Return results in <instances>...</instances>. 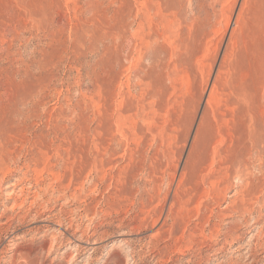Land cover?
Wrapping results in <instances>:
<instances>
[{
    "label": "rangeland",
    "instance_id": "374dc122",
    "mask_svg": "<svg viewBox=\"0 0 264 264\" xmlns=\"http://www.w3.org/2000/svg\"><path fill=\"white\" fill-rule=\"evenodd\" d=\"M246 91L264 116V0H0V216L19 182L29 264H264ZM4 230L0 264H27Z\"/></svg>",
    "mask_w": 264,
    "mask_h": 264
},
{
    "label": "bare ground",
    "instance_id": "6f19581e",
    "mask_svg": "<svg viewBox=\"0 0 264 264\" xmlns=\"http://www.w3.org/2000/svg\"><path fill=\"white\" fill-rule=\"evenodd\" d=\"M248 89V88H247ZM243 101H244V103H246V104H248V105H251V109H246V110H243V109H240V111L238 112V113H236L235 111H233V114H232V116H231V118H232V123H230V125L232 124L233 125V127H239V130H238V134H237V136L239 137V138H237V143H236V145L233 147V148H235V149H233L235 152H234V154H236V152H237V154H239V156H238V158L239 159H237V160H239L238 161V163H237V161L235 162L234 160H233V158L231 157V158H229V159H231L230 160V162H228V163H231V161L233 160L234 161V163H233V161H232V163L233 164H235V163H237V164H241L242 162H244V160H245V158L249 155V153L251 154V151H252V149H256V151H257V149L259 148V146H261L262 145V147H263V145H264V131H263V127H262V116H263V114H258V108H260L259 106L257 107L256 106V102H257V100H256V98L251 94V92L250 91H246L244 94H243ZM263 113V112H262ZM230 118V119H231ZM263 118H264V116H263ZM223 125V124H222ZM223 127V126H222ZM238 129V128H237ZM236 129V130H237ZM232 130V129H231ZM223 131V130H222ZM223 134V133H222ZM226 135V134H225ZM227 135H228V133H227ZM229 136V135H228ZM229 138H231L230 136H229ZM234 138H235V136H234ZM231 140V139H230ZM244 140H248V141H250L251 142V146L249 147V144L247 143V142H245V143H247L248 145H246V144H244L242 141H244ZM231 143H232V141H231ZM243 143V144H242ZM216 146V145H215ZM229 148V147H228ZM231 149V148H230ZM232 150V151H233ZM225 151V150H224ZM232 151H231V153H232ZM226 153H227V151H225ZM219 153V152H218ZM258 153L259 154H264V149H258ZM233 155V154H232ZM255 155V154H254ZM236 156V155H235ZM228 157V156H227ZM107 158V157H106ZM226 158V157H225ZM224 158V159H225ZM236 159V158H235ZM219 160V159H218ZM227 160V159H226ZM229 161V160H228ZM219 162V161H218ZM224 164H227L226 162L224 163ZM2 167H3V164L2 163H0V175L2 176V178H1V180H0V200L2 199L1 197H2V188H3V185H4V183H5V177H6V175H4V171L2 170ZM225 169V168H224ZM246 170V169H245ZM214 173H215V171H214ZM247 175V174H246ZM5 176V177H4ZM227 176V175H226ZM81 177V176H80ZM218 178L220 177V178H222L223 177V174H221V173H218V176H217ZM79 178V177H78ZM199 179V178H198ZM177 180V179H176ZM21 182V181H20ZM217 182V181H216ZM22 183V182H21ZM38 183V182H37ZM179 184V183H178ZM18 185H19V182H16L15 184H12L11 186H9V187H6L5 189H11V188H13V190L12 191H10V192H7L5 195V197L7 198L8 197V199L9 198H11L12 200H14V202H13V205L12 206H8V207H6V211L9 213H11V216H10V218H9V216L8 217H6V215L4 216V215H2V216H0V231H2V230H4V229H6V230H4V231H7V234L8 235H10V239H12L10 242H12V251L13 252H15V253H17V254H20L19 256H20V258H22V260H24L27 264H29V260L31 259V257H32V255H33V252L32 251H29V250H25V249H22V246H21V241H23V240H25V238H24V235H21V234H18V232H16L17 230H15V231H13V232H11L9 229L11 228V223L10 222H12L14 219H15V217L14 216H16V214L14 213L15 212V210L17 209V208H19L20 210H21V208H23L24 206H25V204L27 203V201H28V196H29V192H28V190L27 189H20L19 191H20V194H18L19 196H16L17 194L15 193V191L18 189ZM227 186V185H226ZM23 188V187H22ZM29 189H30V187H29ZM258 188L256 187V186H253L252 188H250V190H247V192H246V194L244 195V197L241 199V203H240V205L239 206H233V205H231V206H229V207H231V208H234V209H240L241 211H243L244 213H248L249 214V211H250V209L252 208V202H253V200H254V198L256 197L255 195H256V192L258 191L257 190ZM27 190V191H26ZM32 190V189H31ZM30 190V191H31ZM46 190V189H45ZM54 190V189H53ZM214 190V189H213ZM55 191V190H54ZM223 191V190H222ZM33 192V191H32ZM47 193H49V192H46L45 194H47ZM181 193V192H180ZM34 194H35V200L33 201V202H31V205H30V207L33 205V206H35L36 205V201L38 202V200L37 199H39V201H40V198H37V194H36V191L34 192ZM55 194V193H54ZM66 194V193H65ZM236 194V193H235ZM39 195H41L40 194V192H39ZM38 195V196H39ZM49 195V194H48ZM44 196V195H43ZM42 196V197H43ZM53 196V195H52ZM65 196V195H64ZM217 196H219V197H221V193L220 192H218L217 193ZM236 196V195H235ZM218 197V198H219ZM45 198V197H44ZM237 199V198H236ZM32 200H33V198H32ZM42 200H44V199H42ZM217 200V199H216ZM255 200H260V199H255ZM30 203V202H29ZM39 205V204H38ZM180 206V205H179ZM39 207V206H38ZM174 207V206H173ZM228 206L226 207V208H229ZM35 208H36V206H35ZM225 208V209H226ZM178 209V208H177ZM201 209V208H200ZM31 211H32V208H31ZM254 212V211H253ZM46 213V212H45ZM142 213V212H141ZM197 213V212H196ZM6 214V213H5ZM162 214V213H161ZM224 213H220V215H223ZM171 215V214H170ZM181 216V215H180ZM203 216V215H202ZM205 216V215H204ZM52 217V215L51 216H48L47 217V219L48 220H46V222L45 223H47V225L48 224H50V223H52L51 222V220H54V217H53V219L51 218ZM170 217V216H169ZM177 217V216H176ZM209 217V216H208ZM5 218H7V223H4L3 222V220L5 219ZM14 218V219H13ZM163 218V217H162ZM172 218H173V216H172ZM201 218V217H200ZM34 220V219H33ZM145 220V219H144ZM210 220L211 219H206L205 217L204 218H201L200 219V223L198 224V226H199V232L202 234L204 231H205V227H204V223H205V225H207V226H210ZM24 221V220H23ZM161 221V220H160ZM160 221H158L157 223H156V226H157V224L158 225H161V226H163L164 224L163 223H161ZM204 221V222H203ZM261 221V220H260ZM176 224V223H175ZM155 225V224H154ZM50 226V225H49ZM64 226V225H63ZM191 226V225H190ZM214 226V225H213ZM60 227V226H59ZM37 228V227H36ZM23 230V229H22ZM66 230V229H65ZM197 230V229H196ZM37 231V230H36ZM62 231V230H61ZM263 231V230H262ZM30 232V231H29ZM199 233V234H200ZM262 233V232H261ZM62 234V233H61ZM66 234V233H65ZM212 235V234H211ZM199 236V235H198ZM231 236V235H230ZM154 239V238H153ZM226 239V238H225ZM254 241V240H253ZM23 244V243H22ZM221 247V246H220ZM31 261V260H30Z\"/></svg>",
    "mask_w": 264,
    "mask_h": 264
}]
</instances>
